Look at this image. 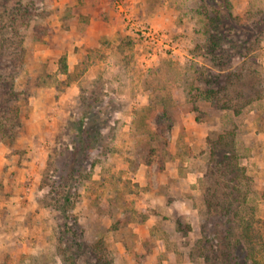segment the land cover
<instances>
[{
    "label": "rangeland",
    "instance_id": "374dc122",
    "mask_svg": "<svg viewBox=\"0 0 264 264\" xmlns=\"http://www.w3.org/2000/svg\"><path fill=\"white\" fill-rule=\"evenodd\" d=\"M230 3V33L213 51L221 67L199 0H0V78L20 91L19 123L0 140V264H65L66 223L78 264H97L100 239L116 264H206L194 247L216 221L204 186L228 178L210 166L220 134L219 152L234 148L250 178L264 239V0ZM91 93L108 124L67 220L48 179Z\"/></svg>",
    "mask_w": 264,
    "mask_h": 264
},
{
    "label": "trees",
    "instance_id": "16d2710c",
    "mask_svg": "<svg viewBox=\"0 0 264 264\" xmlns=\"http://www.w3.org/2000/svg\"><path fill=\"white\" fill-rule=\"evenodd\" d=\"M199 2L206 20L205 33L212 41L207 45L212 55L211 60L215 65L223 67L220 57L213 51L222 45L225 37L230 33L226 27V19L231 16L230 0H199ZM13 11L12 14L19 17L17 11ZM259 22H264V17ZM60 63L61 70L67 73L65 56L60 59ZM220 70L224 71V68ZM6 77L0 78V140L11 136V131L13 135L20 114L19 105L15 104L19 99L20 91L15 89L14 78L7 83ZM212 92L211 89L206 90L205 98H210ZM86 99L92 102L86 107L84 105L81 107L80 118L73 122L76 133L68 143L64 144L62 153L65 159L54 170L55 177L48 179L51 198L58 204L57 208L62 210L67 220L73 216L71 212L74 209L77 188L87 179L93 166L89 154L102 147L104 129L108 124L109 111L94 109L101 107L104 98L100 94L91 93L88 97L83 94L81 103L83 104ZM5 101L6 103L3 104ZM225 138H227L226 134H220L215 143L209 142L210 166L214 172L212 174L228 178L216 179L213 184L204 186L206 213L213 214L216 221L207 227L203 224L202 236L196 242L194 251L204 258L206 264H264L261 219L257 216V207L249 201L251 186L243 187L245 179L250 180V178L237 161L234 148L230 150L224 148L219 152V144H224L223 146L228 144V141L223 142ZM78 144L81 148H78ZM182 223L177 221L179 230H184ZM65 226L67 229L61 230L62 234L59 236L58 252L65 264H78L74 251L72 252L65 244L66 233L71 231L68 223ZM90 249L97 264H116L101 239L90 245Z\"/></svg>",
    "mask_w": 264,
    "mask_h": 264
},
{
    "label": "built area",
    "instance_id": "2783aa9c",
    "mask_svg": "<svg viewBox=\"0 0 264 264\" xmlns=\"http://www.w3.org/2000/svg\"><path fill=\"white\" fill-rule=\"evenodd\" d=\"M118 8H120L121 10H123L122 5L118 4ZM124 11V10H123ZM140 30V32L143 34V36L149 40V42L153 43V44H164V46H166V42H167V38H164L163 34H160L159 32H155L153 30H151L148 27H141L138 28Z\"/></svg>",
    "mask_w": 264,
    "mask_h": 264
},
{
    "label": "crops",
    "instance_id": "0c3cea01",
    "mask_svg": "<svg viewBox=\"0 0 264 264\" xmlns=\"http://www.w3.org/2000/svg\"><path fill=\"white\" fill-rule=\"evenodd\" d=\"M95 2V1H94ZM96 4H97V2H95ZM96 13H98V12H96ZM95 13V14H96ZM92 21V25H93V19L91 20ZM102 23H103V21H101ZM104 24V23H103ZM106 24V23H105ZM103 26H105V25H103ZM93 30H95L96 32L95 33H99V34H102V33H108V30L107 29H103V30H99L98 28H95V27H93Z\"/></svg>",
    "mask_w": 264,
    "mask_h": 264
}]
</instances>
